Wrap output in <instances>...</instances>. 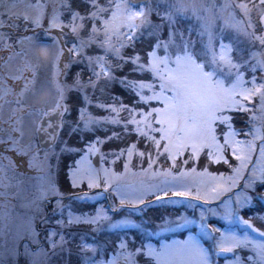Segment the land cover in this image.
<instances>
[{
  "label": "snow or ice",
  "instance_id": "snow-or-ice-1",
  "mask_svg": "<svg viewBox=\"0 0 264 264\" xmlns=\"http://www.w3.org/2000/svg\"><path fill=\"white\" fill-rule=\"evenodd\" d=\"M90 2L91 10L85 9L86 15L83 16L79 12L71 11L69 5L71 19L67 24L60 20V14L54 10L48 21L46 32L59 29L61 35L52 37L59 44L60 40L67 36L64 29H70L79 40V45L73 43L72 47L68 49L69 53L79 55L84 48L97 44L104 48L106 55L108 52H112L119 59H123L120 54L121 49L134 47L144 34L142 29L146 26L150 29L148 34L153 39L149 41L144 63H138L140 61L138 55L132 58V63L137 64V68L141 72L146 70L151 73V82L147 84L140 82L138 89L134 81L126 83L122 81V83L136 91V95L139 97L138 104L148 105L147 109L140 111L135 108L128 109L130 116L128 123L135 125L137 136L142 138L137 140V143H144L145 146V151L139 152L140 157L143 158L147 155L149 169L153 167L154 163L153 152L157 161L163 157L165 163L171 162L168 170L159 173L165 177L162 183L167 187L151 193L155 199L163 202V198L167 197L170 191L172 196L191 197L192 199L203 200L205 204L219 200L225 194L232 192L238 181L244 179V173L248 170L257 151L256 141L260 140L259 158L245 179L244 188L250 189L259 199L264 200V192L257 188V184L264 187V122L260 126L252 123L257 119L264 121V52L252 53L248 60L241 56L240 60L236 61L231 55L234 49L231 44L224 43L223 35L226 28H231L237 33L251 37L252 42L258 41L261 46H264V35L256 34V26L251 21V9L248 5L237 4L233 0H225L219 8V18L223 19L224 23L223 27L219 29L220 34L217 35L216 19L218 17L213 14V9L216 7L214 3L206 6L203 2L195 3V0H145L140 5L132 3L131 0H108L107 3H101L100 0H90ZM250 2L252 8L259 10L260 23L264 24V0H259L258 5L255 0H250ZM5 7L6 11L0 12V45H2L0 51L11 52L16 45H23L25 41H29L47 57L48 46L36 45L32 36L18 37L15 42H11L12 35L3 31L4 28L18 29V21L21 19L25 25V32L29 31V25H32L31 30L33 32L36 28H43L44 5L40 3L29 5V7L37 10V14L29 15L26 13L23 16L12 11L15 4ZM233 8L241 9L243 16L247 18V22L244 19H237L234 12H229L228 17L223 16V13ZM189 12L191 17L199 21V30L196 32L197 36L200 37L201 49L199 51L196 48L197 42L191 39L192 29L187 30L186 36L185 30L177 27V18L189 19L190 17L187 15ZM201 12H205L207 15H201ZM153 15L158 18L155 23L151 19ZM3 16H7L12 23H7L2 19ZM77 20L81 23L77 24ZM85 20L89 21L91 26L87 40L80 37V31L86 28ZM249 28L252 29V32L248 31ZM162 34H166L167 38L163 39ZM114 40L119 41V46L113 43ZM63 54L64 48L61 47L56 57L57 61ZM12 59L13 56L9 55L5 63ZM87 59L89 66L95 62L100 67V72L93 69L94 76L99 78L101 73L109 76V70L104 68V57L89 56ZM251 60H255V63H251ZM67 67L66 64L65 68ZM241 69L250 71L251 79L246 80L245 72ZM29 70H31L30 67ZM258 72L260 73L259 76L257 75ZM33 77H35L34 71ZM22 78L15 77V79ZM89 82H91V78ZM28 83L26 81L21 95L27 91ZM83 87L79 74L71 86H57L58 95L55 104L42 113L43 117H48L47 125L45 126L42 120L36 128L37 132H45L51 141L50 147L44 150L43 160L39 163H37L39 149L36 150V154H32L33 145L31 143L24 147L20 146V139L24 135L21 129L13 128V131L19 132V139L11 136H9L8 141L0 139V144H9L10 142V146L5 151L28 157L27 167L29 169L39 167L46 173L41 178L39 195L26 205V207L34 206L36 213H42L40 202L50 203L51 198L56 197L52 215L55 216L59 212L63 216V194L57 187L48 160L51 155L55 154L53 149L58 139L59 130L63 127V117L68 111L63 103L65 89H81ZM145 88L151 92V95L144 93ZM153 101H155L154 104L151 103ZM122 107L124 106L122 105ZM257 111L262 114L259 118L256 116ZM240 112L251 114L248 118L250 127L246 126V129L236 130L234 113ZM80 116L85 129L91 130V126L97 122L90 115L86 117L83 109L80 110ZM112 122L116 123L117 121L113 120ZM125 130L127 131V124ZM238 136L246 138L251 136V139H237ZM100 142L97 138L96 143H89L81 150L90 155L97 150L96 144ZM61 151L70 152L74 149L65 143V147ZM124 151L127 152L130 161L136 152V144L122 150L120 154L123 155ZM229 152L231 157L238 162L237 165L230 163ZM202 155L207 158L209 163L227 165L231 168L232 175L226 176L223 172L219 175H213L207 171L206 167L202 172H197L195 166L189 167L187 170H179L177 161L181 158L182 164L187 166L189 161L199 162ZM4 158L7 159V157ZM83 160L84 157L77 161L76 169L70 171L72 186L78 187L86 177L89 188L100 187L96 170L90 165L84 167ZM101 160H103V156ZM10 163L12 162L10 161ZM12 166L13 168L16 167L14 163ZM124 168L126 173L129 164L125 163ZM172 169H177V173H173ZM104 174V191L107 192L109 188H112L121 206L145 204L148 193L139 191V194H134L138 190L129 191L121 185L120 181L123 174L109 173L106 169ZM153 174L156 175V173ZM194 177L208 178L200 181V185L203 186V193H201V187H197L195 194H193L192 187L196 183ZM4 186L7 187L8 185ZM79 198L84 199V197ZM253 199V196L237 193L234 202L231 197L223 201L221 219L230 225L238 223L244 229L242 238L235 231L224 232L215 226L209 227L206 223L207 217L202 210L200 223L197 225L200 231L196 235L189 234L185 240L161 243L159 248L150 243L146 244L142 240L139 247H134L132 251H128L127 240L121 239L118 245L119 250L112 255L111 259H97L98 246L84 242V237H81L77 247L80 253H92V256L85 255L82 257L83 264H137L134 259L136 256L145 257L144 264H213L211 259L213 251L219 256L228 253L235 254L236 249H248L254 252L256 257L254 264H264V230L254 227L252 217L244 219L240 216L241 209L248 207ZM111 210L117 211L115 206ZM208 211L216 215L213 209ZM36 219V215L28 217L25 235L19 239H28L39 250L32 251L29 243H25L23 245L24 251L20 253L19 240L13 250L17 258L20 255L25 256L29 264H39L38 258L41 257L46 261L50 253L51 255H58L57 250L63 252L65 245L68 244V240L62 231L58 232L54 228L43 227L41 231L44 233V240L47 242L48 250H46L39 239L41 231L36 229ZM110 219L103 209H98L94 216L88 214L78 216L69 211L67 221L60 219L56 221V224L63 229L65 226L79 223L99 225L102 221H109ZM261 219L264 220V217ZM39 223L42 226H47L50 223L48 215L41 214ZM195 223L194 220L187 217H180L177 221H168L159 227L162 230L175 231L189 228ZM173 224L175 228L171 227ZM139 227L140 225L133 223L128 218L109 224L110 229ZM93 231H99V228H94ZM249 232L256 235L252 236ZM214 233H219V237H214ZM257 236L259 239L256 238ZM57 237L59 238L57 239ZM203 238L214 240V246L206 249L200 242ZM132 244L135 245V239H133ZM249 245H251L250 249ZM247 259L251 261L253 257L248 256ZM226 264H244V262L239 255H235V260L226 261Z\"/></svg>",
  "mask_w": 264,
  "mask_h": 264
},
{
  "label": "rangeland",
  "instance_id": "rangeland-1",
  "mask_svg": "<svg viewBox=\"0 0 264 264\" xmlns=\"http://www.w3.org/2000/svg\"><path fill=\"white\" fill-rule=\"evenodd\" d=\"M103 1L104 3L108 2V0H103ZM48 2H50L51 6L54 8L51 11H48V9L46 8L47 7L46 4ZM201 2L205 3L206 6L211 5L212 3L216 5V7L213 9V14L218 17L216 19V26H217L216 31H217V35H219L220 34L219 29L223 27V23H224L223 19L219 18V8L221 5L224 4L225 0H195V3L197 4ZM36 3H40L44 5L43 11L45 13V16L43 20V28H36V30L38 29L36 33L28 34L26 36H32L36 45H47L48 55L47 57H45L40 52L39 48L34 47L33 44L30 43L29 41H25L23 45H16L14 50L11 52L7 53V51H3V53H7V55L4 56L3 60L0 59V139L8 141L9 136L19 139L20 138L19 132L13 131V128L21 129L24 135H23V138L20 139V146L24 147L30 143L33 146L35 145V148L33 147L32 149V154H36V150L39 149L38 161H37V163H39V161L43 160L44 149H41L38 146L35 130L37 126L39 125L38 123L40 119L43 117L42 113L44 111L49 110L55 104V101L58 95L57 86L59 85L63 87L67 85V82L65 81V77H66V73H68V69L70 68V66L73 63L74 64L79 63L82 66V68L77 73V75L79 74V79H80L81 84L84 85V87L81 88V90L77 89L78 92L81 94L84 93L85 89L92 88V91H93V87L96 88V86L97 87L99 86L101 93L104 94V92H106V90L109 89L112 85L119 82V80L121 81L122 77H118L117 74H113L110 68L108 69L107 64H106L107 62L105 60L103 61V64H104V68L106 70H109V76H105L103 73H101L99 78H97L96 76L93 75V69H95L96 72H100V67L95 62H93V64L89 66L87 57L89 56L103 57L104 55H106L104 48H101L97 44H95L99 47L98 49H101V51H103L100 54V56H98V54L95 52L93 53L87 52L86 49L88 47L84 48L79 55H76L75 53H69L68 51V49L72 47L73 43H76L77 46L79 45V40L72 34L70 29L68 28L64 29V32L67 33V36H66L67 38L61 39L59 44H57L52 39L53 36L59 37L61 35L59 29H57L56 31H53L54 29H52L51 32H46V29H48V21L51 18L54 10L60 14V20L63 23L67 24L69 20L71 19V15L70 17H67L66 20L62 19V8L64 4L66 3V0H47V2L46 1L41 2L40 0H4V2H2L0 6V12L6 11V7H5L6 5L15 4V8L12 9V11L15 12L16 14H19L20 16H23L26 13L29 15H36L37 10L35 8L29 7V5H34ZM255 3L258 5L259 0H255ZM243 4H247L248 7L251 9V13L253 15L252 17L251 16L250 17H251L252 23L256 26V34L264 35V31H262V29H264V24H261L260 21L257 24V18H259L260 20L259 10L257 8H252L250 3L243 2ZM48 8L50 7L48 6ZM229 12H234L237 19H244L245 22H247V18L243 16L241 9L240 10L238 8L229 9L228 11L223 13V16L228 17ZM187 15L190 18L185 19V20L189 21L192 18L191 13L189 12ZM201 15H207V13L201 12ZM178 18H181V17H178ZM191 21L192 23L196 21L199 27V21H197L195 18H193V20L191 19ZM18 22L20 24L24 23L22 19ZM10 23H12V21H10ZM76 23L80 24L81 21L77 20ZM28 27H30V25ZM82 31H84V29L80 31V34ZM90 31H91V26L89 27V33ZM248 31L252 32V29L249 28ZM51 33H53L54 35ZM89 33L80 35V37L83 38L84 40H87ZM229 33L231 34L229 41H231V45L234 49L231 55L233 56L235 60L237 59L236 61H239L241 56L243 57V59L248 60L251 57L252 53L259 54V53L264 52V46H261L258 41L254 43L252 42L251 37H246L242 33H237L234 29H231V28H226L224 30L223 35H224L225 44H227V35ZM204 39L206 40V37ZM199 41H200V37L197 36V42L199 43ZM65 43L67 44V46H65ZM113 43L116 44V46H119V41L114 40ZM198 43H196L197 49H198ZM241 43H244L243 47H239ZM61 47L64 48V54L60 56L59 60L57 61L56 57ZM16 53H19V55H16ZM9 55H12L13 59L5 63ZM107 56L110 59L118 58L112 52H108ZM124 61L132 64V58L124 59ZM140 63H144V61H141ZM251 63L254 64L255 60L254 61L251 60ZM66 64L68 65L67 68H65ZM29 67L31 68V70H29ZM82 69L88 71V75L91 78V82H89L90 78H84V74L86 72L83 73ZM243 70L245 72V79L246 80L251 79V72L246 71L245 69H241V71ZM33 71L35 72V77H33ZM77 75L70 73L67 76V81L73 84L75 80L77 79ZM15 77H23V78L15 79ZM26 81L29 82L28 89L27 91L23 92V95H21V92L24 89ZM150 82L151 81H147L143 83L147 84ZM139 83L136 84L137 89L139 88ZM95 84L97 85L95 86ZM66 91L68 92V88H66ZM143 91L146 95H151V92H149L147 88H145ZM134 92L136 94L135 90ZM137 98L139 99L138 96ZM151 103L154 104L155 101ZM145 105L148 108V105L147 104ZM106 108L110 109L111 113H108L104 117H98V118L93 117L97 122L91 126V130L95 125H99L100 123H103V122H105V124L108 126L114 125V124L124 125L130 119L129 113L127 115H122L121 111L118 110L117 107L110 105V106H107ZM18 109L20 110L17 111ZM113 109H115V111H113ZM137 111H140V110H137ZM66 113L65 115H68ZM84 114H85V111H84ZM89 115H90L89 113L85 114L86 117ZM234 115L237 116L238 120L242 118L246 119L245 124L243 125L245 129H246V126L250 127V125H248V118L251 115L250 113L240 112V113H234ZM256 116L259 118L262 116V114L257 111ZM124 118L126 119L124 120ZM137 119H139V117H137ZM18 120H19V123H17ZM63 120H64V117H63ZM113 120L117 122L113 123L112 122ZM71 122H72L74 129L76 130L83 129L86 132L91 131V130L85 129L84 123L81 120L80 113L79 114L74 113V116L71 119ZM262 122H264L262 121V119H257L255 121H252V123L256 124L257 126H260ZM131 127L135 131V125L131 124ZM240 128L241 127L238 125L236 130H240ZM65 129H66V124L63 123V127L59 131L58 139L53 149L55 154L51 155L48 160V164L51 165V170L53 174L55 173L56 165L61 166L63 168V163L59 160V158L62 155L70 156L71 153L74 154L76 151H79V149H76V146L73 147V143L69 145L67 144V145L71 147L72 149H74V151H70V152L61 151V149L65 147V143H66L63 138L64 136L63 132L65 131ZM68 133L70 135L72 134L71 131ZM69 134H68V137H69ZM237 139H251V136L247 138L244 136H238ZM96 141H97V138L92 142L85 143L83 145V148H85V146L89 143H96ZM256 143H257V151L253 156L252 163L249 164L248 170L244 173V179H241L240 181H238L237 186L232 190V192L227 193L233 196L234 201H235L237 193L247 194L251 196L252 191L250 189H245L244 183H245V179L248 177V175L251 172V168L255 165L256 160L259 158V146L261 144V141L257 140ZM9 146H10V142L9 144H0V151H4L5 154L8 155V153L11 151H5V149ZM96 149L97 150L90 155L87 154L86 151H84L81 156H79L77 159L75 158L74 160H71L69 164L66 166V169L64 172H65V175H67V179H68L67 181L70 183L71 193L74 192L76 194L77 191H81L84 189H87L89 191L90 189H97V190L104 189V180H105L104 170L105 169L108 170L109 173L123 174V178L120 181L121 185L125 186L129 191H132L133 189L138 190L134 194H139V191H146L148 193L146 197L153 196L151 193L160 191L167 187L165 184L162 183L165 177L162 175H159V173L168 170L171 166V162L169 161L168 167L162 169L163 165L160 163L162 162L163 158L161 157L160 160L157 161L155 158L154 152H153V161H154L153 167L149 169L148 157L146 159V155L143 157L146 159L145 164L144 165L141 164L140 159H143V158L140 157L139 152H143V151H139V150L136 151L132 159L129 161L126 151L123 152V155L120 154L121 151H117V154L113 156H103L102 154H99L100 152L99 143L96 144ZM12 153L15 155L14 160L11 159L9 156H6L0 152V180H2V183H0V264H17L18 260L16 259L17 257L14 254L13 250L18 240H19V245H20L19 247L20 253H23L24 251L23 245L25 243H29L32 251L39 250L36 247V245L31 244L28 239L26 238L19 239L21 236L25 235L26 221L28 217L33 216V215H36L37 217L36 222H35L37 231H41L43 227H46V226L40 225L39 223V216L41 214H46L48 215L50 224H51V227L49 228H54L58 232L60 231L63 232V234L65 235V238L68 240V244L65 245V250L63 252H60L59 250L57 251L59 254L65 253L67 257H70L72 254L73 257H75L72 259V263L74 264H83L82 257L85 255L92 256V253L90 252L80 253L79 248L76 246L77 244L80 243V241H78L76 245H72L71 238L76 235L85 236L84 242L88 243L87 240H91L92 241L91 244L98 246V252L96 254L97 259H111L112 255L116 251L119 250L118 245L121 239L128 240L127 250L132 251L134 247L140 246V243L142 240L146 244L150 243L144 240V238H146V235L149 237L150 236L157 237L165 233L178 231V230H175V231L162 230L161 227H158L154 231H149L148 233L141 234V237L138 240H135V245H133L132 241L133 239H136V238H133L130 236L129 238H125L124 235L118 236L115 233V229L109 228L110 223H115L119 220H124L125 218H128L130 221L133 222V219L125 215L122 217L114 218V217L109 216L108 214L107 215L111 219L109 221H102L99 225L79 223V224H72L70 226H65L63 229H61L56 224V221L60 219L67 221L70 205L78 204L77 202L79 201H85L84 204L87 206H84V207L88 209L87 211H85L86 213H82L83 215H78V216H84L85 214H88L89 216H94L98 209H103L106 212V210L104 209V205L97 203L98 200L102 198V195L97 194V193L93 194L91 192L89 193L87 192L86 194H83L81 196L80 195L73 196L72 194L67 195L66 197L62 198L63 216H61L59 212L55 216L52 215V210H53V207L55 206V200H56V197H52L50 203L46 201L40 202L42 213H36L34 210V206L26 207V205H28L36 196L39 195V188L42 183L41 178L44 177L46 173L45 171H42L39 167L29 169L27 167L28 157L17 155L15 152H12ZM95 153H98L100 155V160H101V157L103 156V160L100 161V166L97 168H94L91 163V158ZM228 154L231 156L230 152ZM4 157H7V159H5ZM82 157H84V160H83L84 167H87L88 165H90L91 168L96 170V173L98 174V183H100L101 185L100 187L89 188L88 180L86 177L83 179V182L80 183L78 187L72 186L70 171H74L76 169L77 161H80ZM134 160L138 162L135 164V168L132 166V163ZM10 161L16 165L15 168H13L12 163H10ZM125 163L129 164V169L126 173H125V168H124ZM237 164L238 162L234 160V165H237ZM179 170L183 171L187 169L183 167ZM172 171L173 173H177V169H172ZM202 171L203 170H197V172H202ZM61 173L62 171L57 173L55 178L59 179V174ZM153 173H156V175H154ZM219 174H213V175H219ZM225 175L226 176L232 175V171L230 170V173H226ZM194 179L196 183L192 187L193 194H195L197 187H201V193H203V186L200 185V181L207 180L208 178L207 177H194ZM242 181H243V184H242ZM4 185H8V186L5 187ZM110 191L113 192V189L110 188ZM66 193H70V191ZM114 195L116 197V202L119 203L118 197L116 196L115 193ZM79 197H84V199H80ZM198 201H203V200H198ZM260 201L264 203V200L260 199ZM214 202L215 201H213V205L215 204ZM150 204L157 205V206L158 205L173 206V207L176 206V207L181 208L182 209L181 213L173 221L179 220L180 217H187L188 219L194 220L196 222L195 224L191 226H194L200 223L201 211L199 212L197 211L198 213L196 212L192 214H189L186 211L187 208L195 209V206L192 203V201L173 199V200H163V202H161V201L153 200ZM126 205H129V204H126ZM146 206L147 205H145L144 207ZM209 208L213 209L216 212V215H213L211 211L207 210L209 213V216H208L207 211L203 210L205 215L208 216L207 218L211 217V218L221 219V213L223 212V204L218 207L217 206L213 207L210 205L206 209H209ZM171 227L175 228V225L173 224L171 225ZM94 228H99V231H93ZM232 231H235L237 235L240 236L241 238L243 237V234H240L237 228ZM157 233H159V235H157ZM100 235H109L111 236V239L114 240V243L111 244L112 248H109L110 250H107L106 252H104L101 248L102 245H100V240L95 241V237H99ZM216 236L218 238L219 234L215 233L214 237ZM58 238L59 237H57V239ZM39 239L42 241L45 249L48 250L47 242L46 240H44V233L42 231H41V236L39 237ZM150 244H152L154 247H157V248H159L160 246V244L159 245L153 244V243H150ZM213 246H214V243L211 245V248ZM71 247L73 251L70 250ZM250 248H251V245H249V249ZM74 251L77 253H80L81 255L73 254L72 252ZM251 253L252 254L248 256H252L253 259L251 261L247 259V261H245L244 264H254V262L256 261L255 253L254 252H251ZM53 256L54 255H51L50 253L49 258L46 261L42 257L38 258L39 264H58L56 260H53ZM134 259L137 261V264H144L145 257L136 256L134 257ZM22 260H23L21 261L22 264H29V261L25 256H24V259ZM228 261H233V260H228ZM59 264H62V262H60ZM223 264H226V262Z\"/></svg>",
  "mask_w": 264,
  "mask_h": 264
},
{
  "label": "trees",
  "instance_id": "trees-1",
  "mask_svg": "<svg viewBox=\"0 0 264 264\" xmlns=\"http://www.w3.org/2000/svg\"><path fill=\"white\" fill-rule=\"evenodd\" d=\"M149 28H143L142 32L144 33L143 36L141 37L140 41H137V43L135 44L134 47H128L127 50H129V54L135 56H139L140 57V61L138 63H140L141 61H144L145 58V54L148 50V45H149V41L153 39V37L149 36ZM139 35V34H138ZM164 36V34H162V37ZM142 41V42H141ZM125 63V62H124ZM127 73L126 75L128 76L126 79L128 81H134V82H140V81H150L151 80V75L149 72L147 71H143L141 72L138 68H137V64L136 66H130L127 67ZM72 72V71H70ZM127 80H123L126 82H128ZM125 83L121 84H115L113 86H111L109 89L106 90V92L101 93L100 89L98 87L94 88L93 91L92 89H86V93L88 94V102H89V109L90 111L95 114L96 117H98L100 114H98V109L97 108V104H109L112 103L116 106L119 105H123V106H133L134 108H137V106L139 107H144V105L138 104V98L135 95L132 87H127L125 86ZM66 104L69 105V107L73 110H77L78 108H82L86 106V102L87 99L84 97L83 94L79 93L78 91H74V90H70L67 98L65 100ZM103 114H105V112H103ZM115 132H117V136H119V140H115L113 138H111L109 140V144L107 145V143L104 146V151H118L121 148H128L131 147L132 144H136V151L138 150H142L143 152L145 151V146L144 143H137V140L142 139L141 137H138L136 134H134L133 132H131L130 129L123 130L122 128L116 129ZM97 133H100L99 136H101V138L106 139L108 138V131H97ZM86 138L89 137V134L87 133ZM107 145V148H106ZM107 151L105 153H107ZM146 159H147V155H146ZM146 159L143 158L141 159V161H143V164H145ZM136 160L133 161V164H135ZM162 164L163 165H167V162L165 163L162 160ZM178 164L179 165H183L181 160H178ZM195 164V165H194ZM198 166V169H203V168H207L209 172L211 173H216L218 172V168L216 165H213L212 163L208 162V165H205V161L204 158H200V161L196 164V163H192L191 161H189V164L187 165L188 167H192V166ZM185 166V165H184ZM177 210H175L176 212ZM165 212H167L166 210H161L160 212H158L155 216H153V219L157 222H160L163 220V216L165 215ZM175 212H169L168 217L172 218L175 215H177V213ZM260 211H257V213ZM250 213V212H249ZM248 214V213H246ZM145 217V216H144ZM254 222H258L262 227H264V223L257 217L254 216L253 218ZM257 223V224H258ZM133 236L137 237V235L132 234ZM242 255L244 254V252H241Z\"/></svg>",
  "mask_w": 264,
  "mask_h": 264
},
{
  "label": "water",
  "instance_id": "water-1",
  "mask_svg": "<svg viewBox=\"0 0 264 264\" xmlns=\"http://www.w3.org/2000/svg\"><path fill=\"white\" fill-rule=\"evenodd\" d=\"M141 1H145V0H131V2L133 3H138V2H141ZM51 130V129H50ZM38 138H39V143L42 147H46L47 146V142L45 141V138L42 136V132H39L38 133ZM93 163L95 166L98 165V158L97 156L93 159Z\"/></svg>",
  "mask_w": 264,
  "mask_h": 264
}]
</instances>
